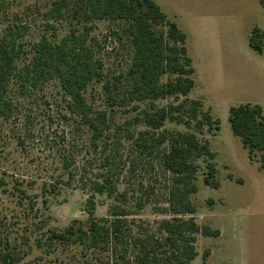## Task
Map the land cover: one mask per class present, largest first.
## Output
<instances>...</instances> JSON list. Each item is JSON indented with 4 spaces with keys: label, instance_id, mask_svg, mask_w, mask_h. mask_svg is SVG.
<instances>
[{
    "label": "rangeland",
    "instance_id": "374dc122",
    "mask_svg": "<svg viewBox=\"0 0 264 264\" xmlns=\"http://www.w3.org/2000/svg\"><path fill=\"white\" fill-rule=\"evenodd\" d=\"M154 1L187 34L196 69L190 98L199 100L214 122L203 133L170 121L164 127L195 133L216 154L213 162L220 188L205 184L207 163L199 160V191L190 197L196 213L180 216L220 232L218 237L198 235V257L192 264H264V172L257 162L259 154L251 161L229 122L233 106L259 105L264 113V52L259 54L249 45L252 29L264 30V10L259 0ZM51 3L0 0V38L9 27H28L22 40L25 60L32 57L33 42L44 35L59 42L77 23L71 18L49 20ZM94 24L95 50L105 68L103 79L93 82L85 96L110 119L107 139L99 147L91 144L89 129L69 113L68 98L56 81L30 95H23L15 82L10 93L14 115L0 117V234L25 262L42 255L35 249L36 240L48 230L62 231L75 220L87 222L91 201L97 218H110L115 206L129 214L133 236L155 232L158 222L173 218L162 213L169 208L172 175L164 170L162 159L142 157L135 144L139 134L148 130L136 122L147 104L127 100L111 107L103 87L122 77L119 91L124 95L133 55L130 41L116 34H122L119 23ZM157 104L165 106L168 101ZM67 163L71 167L66 168ZM104 176L113 179L125 201L93 191L94 182ZM57 255L42 264H99L94 258L83 259L74 249Z\"/></svg>",
    "mask_w": 264,
    "mask_h": 264
},
{
    "label": "trees",
    "instance_id": "16d2710c",
    "mask_svg": "<svg viewBox=\"0 0 264 264\" xmlns=\"http://www.w3.org/2000/svg\"><path fill=\"white\" fill-rule=\"evenodd\" d=\"M259 1L264 10V0ZM49 17L54 22L71 18L77 23L72 24L70 32L59 42L47 35L33 42L29 60H25L26 46L22 42L28 30L26 25L7 28L0 38V117L9 119L14 115L10 93L15 82L23 95H30L56 81L68 98L69 113L89 129L91 144L99 147L107 139L110 119L107 111L96 109L85 96L93 82L103 79L105 68L103 59L96 53V37L92 34L95 22L121 24L122 34H116L129 39L132 61L123 96L119 91L122 77L104 84L107 102L111 107L127 100L147 104L136 122L148 130L139 134L135 144L142 157L162 159L164 170L172 175L167 199L169 208L162 213H170L173 218L158 222L155 232L146 230L144 235L133 236L127 220L129 214L115 206L110 218H97L95 204L91 201L87 222L75 220L64 230L50 229L36 240L35 249L43 253L33 261L25 262L0 234V262L42 264L47 258L58 256L59 251L74 249L83 259L90 262L96 259L99 264H192L198 257V235L220 236L219 231L209 226L200 227L195 218L180 217L196 213L190 197L199 191L197 175L201 166L198 161L203 159L207 163L204 179L207 186L219 189L220 182L213 162L216 154L211 151L209 142H203L192 132L164 129L170 121L203 133L205 127L211 129L214 123L211 115L202 111V103L190 98L196 85V69L188 53L187 34L154 0H52ZM249 45L259 54L264 52V30L259 26L252 29ZM163 100L168 104L159 106L157 103ZM229 122L233 134L249 151L251 161L259 154L257 162L264 172L262 107L233 106ZM110 161L111 156H108L107 162ZM69 167L71 163H67L66 168ZM93 191L116 200L126 199L109 176L94 182ZM93 264H97L96 261Z\"/></svg>",
    "mask_w": 264,
    "mask_h": 264
}]
</instances>
